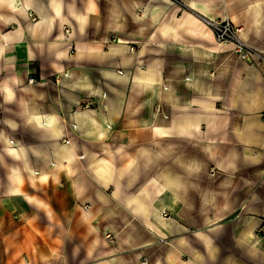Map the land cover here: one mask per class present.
<instances>
[{
    "label": "crops",
    "instance_id": "1",
    "mask_svg": "<svg viewBox=\"0 0 264 264\" xmlns=\"http://www.w3.org/2000/svg\"><path fill=\"white\" fill-rule=\"evenodd\" d=\"M71 1L73 0H0V111L3 113L0 131L6 139L21 145V148L22 137L18 136L19 134L15 135L18 132L38 144L53 140L58 142L60 139L72 140L73 137L60 113L72 121L84 138L91 142L101 141L105 138V125H110L113 114L117 113L116 109L112 110L109 102L101 106L98 116L95 112H73L74 107L80 102V97L99 98L104 94L101 92L102 87L92 85L88 76H78V70L81 68L85 71L91 70L90 63L84 58L82 60L84 63L78 65V61L68 58L66 50L71 44L70 39H76L78 58L83 54L97 53L102 56L104 53L98 44L77 40L78 36L85 35L88 19L96 12H91L94 7L90 9V3L89 5L84 3L81 9L76 10L74 2ZM146 1L148 0H113L114 6L132 19L129 27L125 23L120 29L121 33H129L117 34L115 37L118 36V44L108 46L109 53L117 58L118 67L124 69L131 67L133 70L138 60L150 53L147 50L152 46L179 55L193 52L194 56L198 54L208 57L210 53H215L219 47L214 41L213 33L195 12L208 19L226 15L237 22L238 30L244 40L247 35L254 38L264 33V0H194L198 2V7L193 9L187 5L188 0H186L185 6L188 10L167 9L166 12L165 9L169 5L165 0H159L161 4L159 2L149 6H146ZM153 1L150 0L151 3ZM213 10L215 12L212 13ZM83 15L86 17L84 26ZM64 27L70 29L68 39H64ZM119 36L129 41L128 49L124 46L126 42ZM123 64L127 66H122ZM30 70H35V79L46 82V85L25 84ZM65 72L68 75H64ZM96 72L99 78L104 79L112 77L123 80L127 76V74L119 75L101 65ZM56 75L62 76L63 83L59 87V93L53 94L49 88L51 85L47 84H51L50 81ZM149 77L146 80L154 84L152 91L153 97H156L159 81L153 79L152 75ZM166 77L171 78L170 74L164 73L161 77L163 82ZM185 78L183 77L181 81ZM187 81L190 82V79ZM171 84L175 85V82L171 81ZM227 91L226 98H221L218 94L216 97L208 95L209 97L205 99H202V96H195L186 105L181 106L185 108L195 106L198 110L208 113H222L220 114L222 118L219 120L199 112L189 117L184 124V132L180 133L184 139H177L195 142L194 152L183 157L186 160L184 164L187 169L194 170L191 173L196 175L194 191L198 189L206 193L205 206H209L213 213L205 215L201 222L204 225L201 228L190 231L185 229L179 233L175 242L168 240V250L153 264H264V66L256 67L244 60H238L228 80ZM196 123L197 126L194 127ZM204 124L206 128L203 131ZM176 125L177 119L172 117L170 125L151 127L158 128L159 133L167 137L166 135H169ZM100 127L104 130L102 135L97 133ZM73 143V150L77 152L75 140ZM65 145H62L65 152L72 151L71 146L64 147ZM23 148L24 154L19 158L5 152L14 160L21 162L24 169V175L19 173L11 175L12 181L7 191L9 195H22L26 201L41 206L45 220L48 223L52 222L54 216L49 205L25 193L22 188L27 178L33 184L38 180H47L53 175L54 168L51 164L50 169L32 167L28 162L26 149ZM35 152L40 153L37 150ZM94 153L100 160L106 159L105 154L99 152L90 154L86 150L77 152L87 155L89 161ZM75 160L76 158L73 161ZM203 161L208 162L209 170L205 168ZM134 163L132 159L130 164ZM111 165L110 163L109 167ZM29 167L37 171V174L32 176ZM82 167L83 164L81 167L78 165L77 172ZM211 168L213 174L210 173ZM93 170L98 181L104 186H108L110 180H113L114 197H118L119 186L116 174L119 176L122 171L111 167V177L114 178L109 177V181H103L96 173V166ZM42 172L46 174L44 179ZM170 173V170L165 169V172L158 174L161 177V179L157 177L159 181L154 180V177L150 180L152 192L145 184L138 191L143 190L142 192L147 193H136L132 196L143 199L146 210H139L133 201L130 202L131 205L126 203L130 205L132 213H143L151 232L158 235L152 236H161L164 239H170L167 233L173 223L167 232L157 230L154 226V214L150 211L153 206L146 197H149L148 192H156L158 182L165 183L176 193L178 188L183 187V182H188V178L182 176L184 174ZM65 174L70 176L67 172ZM189 174L188 172L185 175ZM16 175H19L20 179L14 183ZM203 181L206 183H202ZM13 186L16 188L12 189ZM178 206L176 204V210ZM164 215L167 219L172 218L167 217L166 212ZM82 217L86 222L90 221L88 216L83 214ZM183 219L186 222L185 215ZM90 223L89 231L97 232V228ZM59 239L63 243L67 237L62 236ZM98 244L97 237L90 240L89 247L83 251L82 264L123 262L126 251L116 252L105 243L104 248L96 252ZM138 255L139 253L136 252V259L131 264H139ZM49 260L54 264L70 263V258L66 252H63L62 246L47 247L33 233L25 234L24 237L21 233L10 231L0 236V264H44Z\"/></svg>",
    "mask_w": 264,
    "mask_h": 264
},
{
    "label": "rangeland",
    "instance_id": "2",
    "mask_svg": "<svg viewBox=\"0 0 264 264\" xmlns=\"http://www.w3.org/2000/svg\"><path fill=\"white\" fill-rule=\"evenodd\" d=\"M71 2H74L76 10L81 9L84 3L87 5L90 3V9L94 7L91 12H96L95 14L92 13L88 19L85 35L78 36L77 40L80 39V42L85 41L89 44H98L104 53L102 56L97 53L83 54L79 59L76 55V39H70L71 44L66 50L68 58L78 61V65L84 63L82 61L84 58L90 63L91 70L85 71L80 66L78 76H88L92 85L102 87L101 92L104 94L99 98L80 97V102L74 107L73 112H95V115L98 116L101 106L109 102L112 110L116 109L117 113L113 114L110 125H105V138L98 142H91L84 138L72 121L68 120L62 113L60 114L73 137L72 140H75L77 144V152L81 153L86 150L88 154L92 152L105 154L106 159H103L112 164V169L116 167L118 171H122L121 175L116 174L119 186L118 197H114L113 180H110L108 186H104L98 181L93 170L94 166H97V162L89 161L87 155L78 154L79 159L77 158L70 163V166L75 169L78 165L79 167L81 164L84 165L74 175L75 184L73 177L65 174L66 171H64L63 166L58 170L54 168L55 162H62L63 165L67 163L61 158L65 152L62 146L65 144V139L38 144V142L34 143L31 139L26 138L27 136L23 133L18 132L15 135L19 134L18 136L22 137L23 147L26 149L28 162L31 166L47 169L51 164L54 168L53 175L49 176L47 180H38L37 183L33 184L27 178L24 180L22 188L25 193L47 203L54 218L51 219L52 222L49 220L48 223L43 216L44 212L41 206L26 201L22 195H9L7 189L12 181L11 175L13 173L24 175V169L21 162L14 160L5 153V147L0 140V236L10 231L21 233L24 237L25 234L33 233L47 247L60 248L62 246L63 252H66L70 258L69 264L84 263L83 251L89 247L90 240L97 237L99 244L96 252L103 249V245L106 243L116 252L126 251L121 264L134 262L136 252L139 253V264H153L161 259L168 250V240L175 242L179 233L185 229L190 231L201 228L204 225L201 222L205 215L213 213L209 206H205L204 195L206 193L200 192L198 189L196 192L194 191L196 175L191 174L194 170L187 169L184 164L186 160L183 157L194 152L195 142L194 140H190L193 142L189 140H187L189 142H184L177 139H184L180 133L184 132L183 127L189 117L199 112V114L214 116L216 120H219L222 118L220 116L222 113H208V111L198 110L195 106L187 108L181 106L186 105L195 96H202V99H205L209 97L208 95H215L216 97L218 94L221 98H226L227 83L238 60H244L249 65L253 64L256 67L264 66V33L261 36L258 34L254 38L247 35L244 40L238 30L237 22L226 15L208 19L195 12L196 16L213 33L214 41L219 47L215 53H210V56L206 54L208 57L198 54L194 56L193 52H189L187 55H179L152 46L150 50H147L150 53L143 58L141 57L133 70L131 67L124 69L117 66V58L109 53L108 46L118 44V36L115 37L117 34L127 35L129 33H121L120 29L125 23L129 27L132 19L118 10L113 4V0H73ZM159 2V0H154L151 3L148 0L146 6L159 4ZM185 2L186 0H168L166 3L169 6L165 12L167 9L169 11L174 9L188 10ZM85 18L84 16L83 26ZM244 22L246 21L244 20ZM213 23H222V26L229 28L227 41L225 39L219 41L211 25ZM69 30L68 27L66 30L63 29L64 39H68ZM122 39L126 42L124 46L128 49L129 41L125 38ZM147 51H143V53H147ZM243 53H246L247 56L243 57ZM100 65L119 75L127 74V76L123 79L124 81L112 77L109 79L99 78L96 71ZM122 66H127V64ZM164 73L171 76V78L166 77L165 82L161 79ZM34 75H36L35 70H30L25 84L44 83L46 85V82L35 79ZM64 75H68V73L65 72ZM150 75L159 81L157 93H155L156 97H153L152 91L154 84L152 81L148 83L146 80ZM183 77L186 78L181 81ZM187 79H190L191 83ZM62 81V76L56 75L50 81L51 84H47L51 85L49 88L53 94L59 93ZM171 81H174L175 85L171 84ZM2 115L3 113L0 111V130L2 129ZM172 117L177 119V125L172 128L169 135H166L167 137L160 134L158 128L151 127L170 125ZM205 128L206 125L204 124L202 130L204 131ZM36 150L40 153L37 154ZM132 159L135 161L134 164H130ZM203 164L209 170L208 162L203 161ZM165 169L170 170V174H184L182 176L188 178V182H183V187L177 190L179 199V201L177 200L179 205L177 212L175 214L166 212L167 217L177 220L171 225L170 231L167 233V237L170 239H164L161 236L156 237L158 235L151 232L143 213H132L130 208L132 196L136 193H147L142 192L143 190L138 191L145 184L152 192L153 187L150 185V180L165 172ZM185 170L190 174L185 175L188 173ZM35 172L37 174V171ZM210 173L213 174V168L210 169ZM42 177L43 179L46 177L45 172H42ZM113 178L111 177V179ZM202 183L205 184L206 182L203 181ZM148 194L149 197L146 198L150 199V205H152L151 199L157 193L148 192ZM84 212L88 214L89 218L91 217L89 222L83 219ZM184 215L186 222L183 219ZM90 222L97 228L96 234L89 231ZM62 236L67 237L63 243L59 239ZM138 247L139 249H137ZM50 261L44 264H54Z\"/></svg>",
    "mask_w": 264,
    "mask_h": 264
},
{
    "label": "bare ground",
    "instance_id": "3",
    "mask_svg": "<svg viewBox=\"0 0 264 264\" xmlns=\"http://www.w3.org/2000/svg\"><path fill=\"white\" fill-rule=\"evenodd\" d=\"M166 2L168 0H165ZM187 5L190 7V8H196L198 7V2L197 1H194V0H191L187 3ZM162 16V15H161ZM148 17V16H147ZM120 45V44H119ZM126 47V46H125ZM150 78V77H149ZM188 103V102H187ZM189 105V104H188ZM207 109H210V107L206 106ZM46 113V112H45ZM49 113V112H48ZM39 115V114H37ZM52 122V121H51ZM51 124V123H50ZM8 125V124H7ZM34 125V124H33ZM10 126V125H9ZM197 126V123L194 124V127ZM11 127V126H10ZM41 127V126H40ZM14 128V127H13ZM39 128V127H38ZM48 128V127H47ZM38 130V129H37ZM47 130V129H46ZM50 131V130H49ZM103 128L100 127L98 129V132L99 134H103ZM63 132V131H62ZM93 132V131H91ZM47 133V132H46ZM52 134V133H51ZM53 134H55L53 132ZM0 138H1V141L3 142V146L5 147V151H7L8 153L11 154V156H14V157H17L19 158L21 155L24 154V148L22 147L21 148V145H16V143H12L11 141H9L8 139L5 138V136H3V134L1 133L0 131ZM57 140V139H56ZM65 144H69L68 146H71V149L72 151H67L64 153V155L62 156L63 159H66V165H63L62 162H57L55 163L54 165V168H56L57 170L60 169V167H64L65 171L70 175V176H73V181H74V184L76 183L75 182V172H77L76 169H73L71 166H70V163L76 158L79 159V155L77 154L76 151H74V143H73V140H71V138L67 141H65ZM67 145H65L64 147H66ZM86 154V153H85ZM100 158L97 156L96 153L93 154V158L90 159L91 162L93 161H96L97 162V166H96V173L102 177V180L103 181H109V177H111V167H109L110 163H108L107 161H105L104 159H101L99 162ZM65 164V163H64ZM29 169V173L34 176L36 175V172L32 169V168H28ZM16 179L14 181V183L18 182L19 179H20V176L16 175ZM33 179V178H32ZM154 180L156 181H159L157 177H154ZM159 185V186H158ZM158 185H157V194L156 196L153 197V201H152V206L153 208L150 210L153 212L154 216V226L156 227L157 230H161L163 232H167L168 231V228L169 226L175 222V219L174 218H171V219H167L164 215V212H172V213H176L177 210H176V204H177V200H178V197H177V193L174 189L168 187L165 183H161V182H158ZM76 187V185H75ZM16 187L13 186L12 189H15ZM77 189V188H76ZM130 201L134 202V205L136 207H138V209H143V210H146L147 207H146V203L143 199L137 197V196H134L130 199ZM90 213V212H89ZM84 215L88 216V214L86 212H84ZM93 215V214H92ZM91 218V217H90Z\"/></svg>",
    "mask_w": 264,
    "mask_h": 264
},
{
    "label": "built area",
    "instance_id": "4",
    "mask_svg": "<svg viewBox=\"0 0 264 264\" xmlns=\"http://www.w3.org/2000/svg\"><path fill=\"white\" fill-rule=\"evenodd\" d=\"M211 25L213 27L215 35L219 38V41H221L222 39H225V41H227V37L229 36V28L227 26H222V23H213ZM64 29L66 30L67 27H64ZM246 56L247 54L243 53V57ZM247 59L249 58L247 57Z\"/></svg>",
    "mask_w": 264,
    "mask_h": 264
}]
</instances>
